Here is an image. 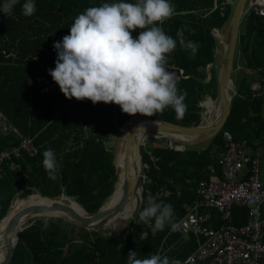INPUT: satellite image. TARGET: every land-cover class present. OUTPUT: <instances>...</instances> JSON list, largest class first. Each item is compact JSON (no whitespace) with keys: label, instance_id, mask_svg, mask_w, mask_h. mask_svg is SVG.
I'll return each instance as SVG.
<instances>
[{"label":"trees","instance_id":"16d2710c","mask_svg":"<svg viewBox=\"0 0 264 264\" xmlns=\"http://www.w3.org/2000/svg\"><path fill=\"white\" fill-rule=\"evenodd\" d=\"M4 2L0 0V8ZM25 2L19 0L11 15L0 12V111L17 129L0 131V151L20 145L21 138L26 137L38 152L31 155L23 150L2 163L0 222L19 193L66 194L87 209L97 211L112 194L116 182L115 152L107 143L134 116L183 125L200 124L199 102L203 94L212 95L215 91L212 97L217 95L218 76L214 66L210 68L211 78L206 81L207 66L215 61L219 45L212 30L226 23L233 9L226 0H170L176 14L158 26L177 41L175 50L168 54L166 66L183 69L186 75L177 86L179 93L186 97L187 112L182 119H177L171 107L153 116L129 115L115 103L93 104L87 99H68L49 74L48 70L56 66L54 43L70 34L77 15L89 7L118 0H34L36 11L32 16L23 15ZM182 28L184 45L177 36ZM140 31H133V37H138ZM189 41L197 45L195 53L187 47ZM235 55V60L240 62H234V66H240L241 73L244 65L264 75V16L254 11L244 16ZM235 84L228 119L206 147L188 146L184 150L168 144L142 147L146 181L139 211L147 206V192L169 190L168 195L155 201L171 204L173 220L178 222L187 207L198 200L196 189L199 181L209 177L208 166L215 164L224 151L223 131H231L235 140L246 144L260 138L264 129L261 115L264 92L261 88L254 95L252 83L245 74H240ZM47 149L54 151L60 165L56 180L50 179L43 167V152ZM261 208L264 216V202ZM212 216L213 228L242 224L247 220L248 208L234 206L231 219L223 218L216 209L212 210ZM152 224L154 220L149 224L135 221L126 235L114 237L65 221L60 216L38 217L20 232L8 264H128L129 251H136L138 259L159 254L181 264L197 249L194 235L187 239L180 230L171 231L170 225L153 235ZM136 233H145L146 238L136 237Z\"/></svg>","mask_w":264,"mask_h":264},{"label":"clouds","instance_id":"9594fccd","mask_svg":"<svg viewBox=\"0 0 264 264\" xmlns=\"http://www.w3.org/2000/svg\"><path fill=\"white\" fill-rule=\"evenodd\" d=\"M19 0H5L0 12L11 15ZM36 11L34 0L22 5L25 16ZM176 14L170 0H118L87 8L77 15L70 26V34L54 43L57 52L55 68L49 69L52 79L66 98L115 103L129 115L153 116L168 107L174 109L177 119L187 112L185 95L179 93L178 77L167 70L168 54L177 41L158 25ZM141 29L138 37L132 32ZM183 28L178 30L179 42L184 45ZM193 53L197 45L189 41ZM43 167L52 180L58 178L60 165L52 149L43 152ZM171 204L157 203L149 195L147 206L138 212L136 223L149 224L155 235L166 225L179 231L181 224L174 222ZM45 222L44 227H47ZM146 237L142 234L141 239ZM128 264H180L168 256L153 254L138 259L136 251H129Z\"/></svg>","mask_w":264,"mask_h":264},{"label":"built area","instance_id":"2783aa9c","mask_svg":"<svg viewBox=\"0 0 264 264\" xmlns=\"http://www.w3.org/2000/svg\"><path fill=\"white\" fill-rule=\"evenodd\" d=\"M248 8L264 16V0H249ZM166 67L178 77V82L186 77L183 69ZM8 129L17 131L0 111V131L4 133ZM224 139V151L215 164L208 166L209 179L198 184L199 199L187 207L186 214L178 221L184 235L202 238L197 249L181 264H264V218L261 216L264 187L258 177L257 150L235 140L229 130L224 131ZM23 150L31 155L38 152L30 138L22 137L20 145L0 151V169L5 159L18 156ZM169 193V190L147 192L154 199ZM236 205L248 208V223L218 229L209 226L211 214L207 209L216 208L228 218Z\"/></svg>","mask_w":264,"mask_h":264},{"label":"water","instance_id":"95a60500","mask_svg":"<svg viewBox=\"0 0 264 264\" xmlns=\"http://www.w3.org/2000/svg\"><path fill=\"white\" fill-rule=\"evenodd\" d=\"M246 3L247 0H236L230 19L218 29L217 36H219V40L222 44V49L217 51L220 58L218 59L216 57L214 62L208 64V67H211L213 64H217L218 61L221 64L218 74V91L215 99L219 106V116L216 117L215 120L198 125H183L155 118H147L137 122L142 124L128 136L122 166L115 162L116 182L115 188L109 198L114 195L118 186L120 191L119 197L111 205L106 206L108 198L97 211L87 209L78 201L76 202L82 206L84 212L82 213L71 209L68 205L62 204L63 202L60 200L63 199V196L71 197L66 194L47 196L40 192H36L41 194L44 198L59 199L61 202L52 201L45 203L40 200L29 199V196L35 195L36 193L27 194L22 197V199H25L23 206L15 214L10 215L8 218L6 235L7 237H10V240L6 243L4 242L5 253L3 258L0 259V264H8L11 261L19 241L20 232L27 226L31 225L38 216L45 215L41 217H50L49 213L54 212L51 215L63 217L64 219L86 229L98 230L99 228L108 225L122 212H124L126 203L137 189L142 188L141 195H143V184L145 182L146 175L144 173L145 166L143 162L142 147L146 144V139L150 135L157 137L161 136L163 133L171 132L183 137V139L189 138V140L178 141L195 144L214 138L222 130L230 113L233 96L236 93L233 71L235 53L239 43L240 27L244 16L250 13V10L246 8ZM223 35H226V39L224 41ZM209 74V78H211V73ZM146 121L151 122L144 124ZM124 127H126V124L120 128L121 134ZM173 144H175L174 141L171 142V145ZM15 201L11 204L10 208L13 206ZM138 212L139 209L137 208L132 213L125 235L133 229ZM9 213L10 209L5 217H7ZM33 218L35 219L31 220ZM3 236L5 237V233Z\"/></svg>","mask_w":264,"mask_h":264},{"label":"bare ground","instance_id":"6f19581e","mask_svg":"<svg viewBox=\"0 0 264 264\" xmlns=\"http://www.w3.org/2000/svg\"><path fill=\"white\" fill-rule=\"evenodd\" d=\"M225 39H226V35H223V41ZM217 65H218L217 67L219 68V71H220L221 64H220L219 61L217 62ZM204 100H205V98H204ZM205 104L207 105L208 114L211 113L212 111H215V116L213 118H211L210 121L211 120H215V118L219 116V106H218L217 101L214 100L212 102L211 100L208 99L205 102ZM150 122L151 121H146L144 124H147V123H150ZM205 122H204V124H205ZM141 124L130 122L129 124L126 125V127L123 128V132H122L121 136L119 137L118 144H116L117 145V147H116V163L117 164H119V165L122 166L123 160H124L125 146H126V141L128 139V136H129V134L132 131H134ZM161 136H167V137L171 138L172 140H189V138L183 139V137H181L179 135H176L175 133H171V132L163 133V134H161ZM151 137H156V136L150 135L149 137H147L146 140H148ZM119 194H120V191H119V186H118L117 189H116V191H115V193H114V195L111 198L108 199V203L106 204V206H109L114 201H116L117 198L119 197ZM141 194H142V188L137 189L132 194V196L129 198L128 202L126 203V205L124 207V212H122L117 218H115L113 221H111L108 225H110V224L116 225V224L122 223L123 220H125L129 216H131L132 213L137 209L138 203L140 201ZM20 195H22V194H20ZM29 199L40 200V201L45 202V203L46 202H52V201H55V202H61L62 201L63 202L62 204L68 205L71 209H73L75 211L82 212V213L84 212V209L82 208V206H80L73 197L63 196V199H60L61 200L60 201L59 199L44 198V197H42L41 194L36 193L35 195L29 196ZM24 200L25 199H22V198L19 197L15 201V203L13 204V206L11 207L9 215L7 217H5L3 220H1V222H0V248H1L0 249V259L3 258L4 253H5L4 242L6 243V242H8L10 240V237L9 236L7 237V235H6V233H7L6 232V229H7V224H8V218H9L10 215L15 214L23 206V203L25 202ZM52 213H54V212H52ZM52 213L50 212L49 213V216H53V215H51ZM41 216H45V215H41ZM41 216H38V217H41ZM38 217H36V218H38ZM34 219L35 218H33L31 220H34ZM108 225H105L103 227H106ZM116 227H117V225H116ZM4 233H5V237L3 236Z\"/></svg>","mask_w":264,"mask_h":264},{"label":"rangeland","instance_id":"374dc122","mask_svg":"<svg viewBox=\"0 0 264 264\" xmlns=\"http://www.w3.org/2000/svg\"><path fill=\"white\" fill-rule=\"evenodd\" d=\"M232 2H233V4L235 5V3H236V0H232ZM248 2H249V0H247V3H246V8L247 9H249L248 8ZM234 5H233V7H234ZM250 11H254L253 9H249ZM255 12V11H254ZM256 13V12H255ZM257 14V13H256ZM222 49V44H221V42H219V45H218V47H217V51H219V50H221ZM217 53V52H216ZM236 56V55H235ZM216 57L219 59L220 58V56H219V54L217 53L216 54ZM235 62H236V64H238L240 61H238L237 60V58H236V60H235ZM215 67V69H216V71H217V74L219 73V68L217 67L218 65L216 64H213V65H211V67ZM207 69H210L209 67H207ZM239 72H240V67H235L234 66V71H233V77H234V80H237V76L239 75ZM209 73H211V70H210V72ZM209 75V74H208ZM210 78H209V76L207 77V79H206V81H208ZM214 88H212V90H213ZM212 90H210V92L212 91ZM214 92L215 91H212V96H214ZM259 92V90L256 92V93H258ZM217 96V95H216ZM215 99H216V97H215ZM207 100L205 99H203V100H201L200 101V103H201V105H202V115H204V116H206V122L205 123H207L208 121H210V119L211 118H213L214 116H215V111H212L211 113H209L208 114V109H207V105L205 104V102H206ZM261 115H262V117L264 118V110L261 112ZM209 119V120H208ZM141 120H143L142 119V117H140V116H134V117H132L127 123H126V125L127 124H129L130 122H132V123H137V122H139V121H141ZM263 124H264V122H263ZM223 129V128H222ZM225 131V130H224ZM224 131H223V137H224ZM121 136V133H120V131L118 130V131H115L113 134H112V136L110 137V139H109V141H108V143H107V145L109 146V147H111V148H113V150H115L116 149V147H117V145L116 144H118V140H119V137ZM234 137V136H233ZM156 139V140H155ZM160 141H159V140ZM163 139V140H162ZM211 139H208V141H207V144H208V142L210 141ZM225 140V139H224ZM174 141V143L175 144H173V145H171V142H173ZM202 142H204V141H202ZM206 143V142H205ZM205 143H201V142H199V143H195V144H192V143H188V142H182V141H178V140H172L171 138H169V137H167V136H157V137H151V138H149L148 140H146V144L144 145V147H149V146H155V145H158V144H169L170 145V147H174L175 149H178V150H184L186 147H188V146H196V147H198V148H200L202 145H204ZM257 143H258V147H259V151H258V154H257V157H258V177H259V180H260V182H264V129H263V131H262V134H261V136H260V140L259 141H257ZM198 144H200V145H198ZM223 152V151H222ZM221 152V153H222ZM220 153V154H221ZM35 155H36V153H35ZM220 156V155H219ZM218 160V159H217ZM115 161H116V159H115ZM144 166H145V164H144ZM210 176V175H209ZM207 179H209V177L207 178ZM203 180H206V179H203ZM145 181H146V178H145ZM200 182V181H199ZM145 183V182H144ZM143 186H144V184H143ZM198 187V186H197ZM20 194H22V193H19L18 194V196L15 198V200H17L19 197L20 198H22V197H24L25 195H20ZM143 195H144V191H143ZM143 195H141V197H140V201H139V203H138V206H137V208L140 210V206H141V203H142V201H143ZM14 200V201H15ZM263 204V203H262ZM247 208V207H246ZM11 209V208H10ZM216 209V208H215ZM218 210V209H217ZM221 212V211H220ZM52 217V216H51ZM57 217V216H56ZM228 218H230V217H228ZM129 219V220H128ZM130 220H131V216H129L127 219H125V220H123V222L122 223H119V224H116L117 225V227H116V225H114V224H110V225H108V226H106V227H101V228H99L97 231L98 232H100V233H102V234H107V235H116V236H121V235H123L125 232H126V230H127V228H128V226H129V223H130ZM65 221H69V220H66L65 219ZM125 221V222H124ZM127 221V222H126ZM69 222H71V221H69ZM64 225H67L66 223L64 224ZM229 225V224H228ZM111 226V227H110ZM104 230V231H103ZM122 230V231H121ZM106 232V233H105Z\"/></svg>","mask_w":264,"mask_h":264},{"label":"crops","instance_id":"0c3cea01","mask_svg":"<svg viewBox=\"0 0 264 264\" xmlns=\"http://www.w3.org/2000/svg\"><path fill=\"white\" fill-rule=\"evenodd\" d=\"M229 4H231V6L233 7V2H232V0H226ZM215 5H217V3L215 2ZM218 29L219 28H213V30H212V34L216 37V39L218 40V42H220V38H219V36H217V33H218ZM216 52H217V49H216ZM217 54V53H216ZM243 66V68L244 69H242L243 71H242V73L240 72L239 73V75L240 74H245V75H247V77L250 79V82L252 83V90H253V92H254V95H256V92L258 91V90H260L261 88H262V92H264V75L263 74H261L260 73V71L259 70H257V69H252V68H249V67H247V66H244V65H242ZM208 67V66H207ZM238 67H240V66H238ZM209 68H211V67H209ZM241 68V67H240ZM207 71H208V74H209V71H210V69H207ZM219 74V73H218ZM218 74H217V76H218ZM212 75V74H211ZM239 75L237 76V78L239 77ZM208 76H210V74L208 75ZM234 78V77H233ZM234 82H235V80H234ZM217 91H218V86H217ZM257 94H259V93H257ZM209 99V100H211L212 102L215 100V98L214 97H212V95H210L209 93H205V94H203V97H202V99L201 100H203V99ZM200 100V101H201ZM199 105L202 107V105H201V103L199 102ZM264 110V104H263V107H262V111ZM261 111V112H262ZM206 119V116H204V115H202V120H201V122H200V124L201 123H204V121H205V119ZM262 119H263V122H264V118L262 117ZM263 131V130H262ZM231 132V131H230ZM232 133V132H231ZM260 140V138L259 139H257V140H255L253 143H249V144H246V146H248V147H250V148H254V149H256L257 150V154H258V151H259V147H258V143H257V141H259ZM207 141L208 140H206V141H204V142H202V143H205L204 145H202L201 147L202 148H204V147H206V145H207ZM241 142H243V141H241ZM169 145V144H168ZM198 145H200V144H198ZM114 152H115V150H114ZM115 159H116V154H115ZM116 162V161H115ZM262 183V185H263V187H264V182H261ZM196 192H197V189H196ZM198 199H199V196H198ZM197 201V200H196ZM195 203V202H194ZM193 203V204H194ZM236 206H238V205H236ZM204 209V208H203ZM213 209H215V208H210V209H207L209 212H210V214H211V217H210V219L208 220V224L211 226V222L213 221V216H212V210ZM202 210V209H201ZM217 210V209H216ZM219 211V210H218ZM220 212V211H219ZM222 213V212H221ZM261 216L264 218V216L262 215V208H261ZM222 217L223 218H226L225 216H224V214L222 213ZM231 219V218H230ZM248 221H249V213H248V217H247V220H246V222L245 223H242V224H233V225H238V226H240V225H244V224H246V223H248ZM232 224V223H231ZM228 225V224H227ZM222 226H224V225H222ZM222 226H220V227H222ZM220 227H217V228H215V229H218V228H220ZM213 228V227H212ZM182 233V232H181ZM125 234V233H124ZM144 235L145 236V233H136V237H141V235ZM183 234V233H182ZM189 235H192V234H189ZM111 236H114V237H117L116 235H111ZM183 236L185 237V238H187L188 236H186V235H184L183 234ZM196 239H197V241H198V244H199V242L202 240V238L201 237H199V236H194ZM189 238V237H188ZM187 238V239H188Z\"/></svg>","mask_w":264,"mask_h":264}]
</instances>
